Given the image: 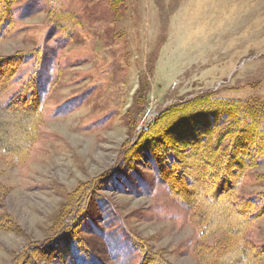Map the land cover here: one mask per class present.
I'll use <instances>...</instances> for the list:
<instances>
[{
  "label": "rangeland",
  "instance_id": "obj_1",
  "mask_svg": "<svg viewBox=\"0 0 264 264\" xmlns=\"http://www.w3.org/2000/svg\"><path fill=\"white\" fill-rule=\"evenodd\" d=\"M29 1L15 0L11 20L2 25L0 59L33 52L45 42L41 74L47 82L39 87L45 101L39 134L24 160L0 157L1 211L17 220L0 226V264H11L29 244L52 238L75 190L113 169L147 98L150 117L204 89L264 100V0H123L116 8L110 0H62L64 9L82 16L84 31H59L51 38L45 8ZM1 63L0 81L7 73ZM30 64L32 59L18 64L1 102L19 88ZM27 104L0 112L10 123L8 140L18 137L17 144L23 142ZM258 159L242 179L246 196L264 187L258 183L264 154ZM132 165L119 167V178L95 181L101 200L87 206L82 225L74 229L79 245L67 259L51 254L40 260L32 250V261L137 264L144 248V264H199L200 245H214L222 233L200 239L198 214L147 167ZM246 236L264 244V214Z\"/></svg>",
  "mask_w": 264,
  "mask_h": 264
},
{
  "label": "trees",
  "instance_id": "obj_2",
  "mask_svg": "<svg viewBox=\"0 0 264 264\" xmlns=\"http://www.w3.org/2000/svg\"><path fill=\"white\" fill-rule=\"evenodd\" d=\"M35 1L45 8L49 18L50 37L47 38L59 31L66 34L84 31L82 16L64 9L62 0ZM122 1L110 0V3L116 8ZM14 4L15 0H0V35L2 25L11 20ZM49 48L55 52L54 46ZM47 51L48 45L43 42L33 52L16 53L0 59L2 66H7V73L0 81V96L10 87L18 64L32 59V64L24 70L25 79L20 81L19 88L4 102L0 101V112L3 109L20 111L26 103L29 110L24 114L27 115L25 123L21 124L23 142L19 144L18 137L8 140L5 128L10 123L0 117V157H10L15 162L24 160L39 134L45 101L39 87L41 82H47L45 74L43 77L41 74ZM149 109L147 98L141 106L139 119L128 127L130 137L121 144L113 169L95 181L119 178L116 176L119 167L129 168L132 164L147 167L165 185L168 193L198 214L200 239L222 233V238L214 245H200L199 264H259L264 260V244L257 246L252 243L246 231L264 214V187L246 196L242 190V179L248 170L258 165V157L264 154V100L257 96L227 98L204 89L170 102L144 123ZM95 181L92 179L71 195L67 209L61 215L63 221L57 225L52 238L45 237L36 245L29 244L21 256L19 253L14 256L11 264L37 263L31 259L34 255L32 250L40 260L51 254L56 259H67V255L79 245L74 229L82 225L87 206L101 200V195L95 191ZM258 183L264 184L263 174ZM7 219L12 222L9 225L17 223L12 213L1 211L0 207V226ZM8 227L6 229H11ZM140 251L137 264H144L148 252L144 248ZM156 262L163 264L162 261Z\"/></svg>",
  "mask_w": 264,
  "mask_h": 264
}]
</instances>
